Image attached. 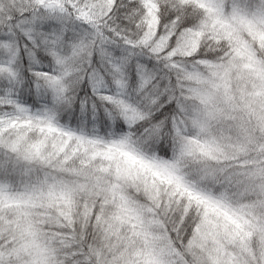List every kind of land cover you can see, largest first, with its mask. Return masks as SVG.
I'll use <instances>...</instances> for the list:
<instances>
[{
    "label": "snow or ice",
    "instance_id": "obj_1",
    "mask_svg": "<svg viewBox=\"0 0 264 264\" xmlns=\"http://www.w3.org/2000/svg\"><path fill=\"white\" fill-rule=\"evenodd\" d=\"M0 264H264V0H0Z\"/></svg>",
    "mask_w": 264,
    "mask_h": 264
}]
</instances>
